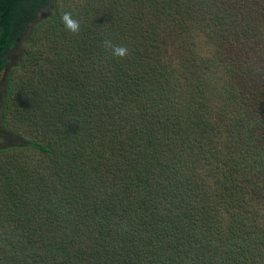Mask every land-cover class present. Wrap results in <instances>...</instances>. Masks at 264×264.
Listing matches in <instances>:
<instances>
[{"label":"trees","instance_id":"1","mask_svg":"<svg viewBox=\"0 0 264 264\" xmlns=\"http://www.w3.org/2000/svg\"><path fill=\"white\" fill-rule=\"evenodd\" d=\"M27 27L0 264H264V0H0V74Z\"/></svg>","mask_w":264,"mask_h":264},{"label":"rangeland","instance_id":"2","mask_svg":"<svg viewBox=\"0 0 264 264\" xmlns=\"http://www.w3.org/2000/svg\"><path fill=\"white\" fill-rule=\"evenodd\" d=\"M54 9V6L50 8V13ZM48 11V9L43 10L42 12L38 13V16H40L41 13ZM29 31L30 29L27 27L26 31L21 34V38L19 39L18 44L9 52L6 64L1 71L0 74V111L2 109L3 100L7 96V83L8 78L11 75L16 79V74L21 71L17 66H19L21 59L23 57V51L26 42L29 40ZM15 69V70H14ZM24 74V72L22 73ZM14 83V82H13ZM16 83V81H15ZM14 83V84H15ZM18 142L17 138L11 134H9L6 130H4L0 123V147L5 146L10 143Z\"/></svg>","mask_w":264,"mask_h":264},{"label":"clouds","instance_id":"3","mask_svg":"<svg viewBox=\"0 0 264 264\" xmlns=\"http://www.w3.org/2000/svg\"><path fill=\"white\" fill-rule=\"evenodd\" d=\"M65 29L71 33H78L80 31V21L74 18L71 12H64L61 17ZM105 44L112 48L115 56L124 57L129 54L127 46L112 45L110 41H105Z\"/></svg>","mask_w":264,"mask_h":264},{"label":"flooded vegetation","instance_id":"4","mask_svg":"<svg viewBox=\"0 0 264 264\" xmlns=\"http://www.w3.org/2000/svg\"><path fill=\"white\" fill-rule=\"evenodd\" d=\"M52 6H53V5H52L51 2H50V3H46V4L43 5L42 7H38L36 12H37V14H38V13L42 12V11L45 10V9H48V11H49L50 8H52ZM38 18H39V16H38ZM38 18H37V20H38ZM16 39H17V44H18V38H16ZM17 44H16V45H17ZM16 45H15V46H16ZM15 46H14V47H15ZM14 47H13V48H14ZM13 48H11V49L8 51V54H9V52H10Z\"/></svg>","mask_w":264,"mask_h":264},{"label":"water","instance_id":"5","mask_svg":"<svg viewBox=\"0 0 264 264\" xmlns=\"http://www.w3.org/2000/svg\"><path fill=\"white\" fill-rule=\"evenodd\" d=\"M50 15V11H46L40 14L38 20H42L45 19L46 17H48Z\"/></svg>","mask_w":264,"mask_h":264}]
</instances>
